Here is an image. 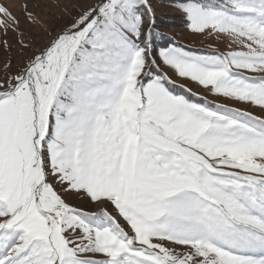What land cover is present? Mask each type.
I'll use <instances>...</instances> for the list:
<instances>
[{
	"label": "snow or ice",
	"instance_id": "snow-or-ice-1",
	"mask_svg": "<svg viewBox=\"0 0 264 264\" xmlns=\"http://www.w3.org/2000/svg\"><path fill=\"white\" fill-rule=\"evenodd\" d=\"M0 264H264V0H0Z\"/></svg>",
	"mask_w": 264,
	"mask_h": 264
},
{
	"label": "rangeland",
	"instance_id": "rangeland-1",
	"mask_svg": "<svg viewBox=\"0 0 264 264\" xmlns=\"http://www.w3.org/2000/svg\"><path fill=\"white\" fill-rule=\"evenodd\" d=\"M6 2L10 5H16L19 4L21 2V0H6ZM63 2L65 3H70V0H63ZM180 22L179 20H177L176 25H174L170 31L175 32L177 34V38L178 39H184V32L183 29L179 26ZM185 42H189V41H185Z\"/></svg>",
	"mask_w": 264,
	"mask_h": 264
}]
</instances>
